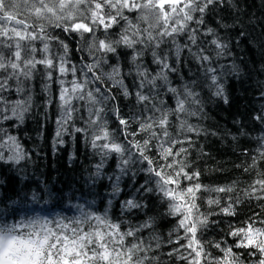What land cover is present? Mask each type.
I'll use <instances>...</instances> for the list:
<instances>
[{"label":"snow or ice","instance_id":"1","mask_svg":"<svg viewBox=\"0 0 264 264\" xmlns=\"http://www.w3.org/2000/svg\"><path fill=\"white\" fill-rule=\"evenodd\" d=\"M225 3L230 5L231 0H0V93L13 85L17 94L29 93L14 102L0 95V104L11 105L0 107V120L24 122L32 105L31 88L26 89L25 82L31 84L41 75L46 108L53 103L52 84L57 85L56 143L62 144L66 134L83 136L100 157L93 183L101 179L109 159L117 161V173L105 177L111 182L109 206L120 198L124 177L133 183L138 173L146 177L133 189L134 195L120 201V215L115 218L110 207L102 211L80 207V215L73 218L11 221L0 211V264H160L162 237L155 232V218L133 224L124 216L147 208L142 201L149 195L162 202L166 215L174 219L175 226L163 241L175 245L166 253L170 259L182 264H264L261 213L253 211L239 227L223 219L235 217L246 202L255 201L264 211V133L257 137L251 162L237 165L251 177L242 196L233 195L237 181L203 184L200 170L193 167L195 160L190 159L194 137L208 134L189 122L203 112L194 91L196 82L177 88L170 80L187 53L201 66L213 95L227 103L213 57L198 43L200 36L213 37L207 43L215 46L216 58L225 54L228 45L205 23L210 10ZM57 30L69 37L74 34L77 51L86 53L88 60L81 55L79 66L73 63L68 44L53 34ZM118 49L131 50L127 71ZM146 52L157 66L155 72L143 63ZM109 54L117 58L115 64L109 62ZM232 71L238 70L232 66ZM133 75L135 91H130L125 77ZM162 92L174 100L173 105L162 100ZM117 96H134V110L122 115ZM8 112L10 116L4 114ZM74 113L83 127H75ZM112 119L116 128L110 127ZM254 119L264 125V112ZM0 136H6L0 149L11 153L5 156L0 151V161L19 164L30 158L17 137L3 128ZM201 155L207 154L201 150ZM136 165L140 167L133 171ZM32 199H38L36 193ZM222 220L226 231L220 227ZM213 227L223 235L205 239Z\"/></svg>","mask_w":264,"mask_h":264},{"label":"trees","instance_id":"2","mask_svg":"<svg viewBox=\"0 0 264 264\" xmlns=\"http://www.w3.org/2000/svg\"><path fill=\"white\" fill-rule=\"evenodd\" d=\"M205 23L207 27L216 29L220 40L228 45L225 54L216 58L215 46L207 43L213 37L200 36L198 41L200 46L205 48V53L213 57L212 66L217 68L221 77L227 103L213 95L206 86L209 81L201 66L187 53L176 65L177 72L170 74V80L172 86L177 88H181L185 83L191 86L195 81L194 91L199 93L198 98L203 105L201 116L189 120L193 125L206 129L208 133L199 138L194 137L196 145L190 157L195 160L193 167L201 172V182L206 185H226L237 181V192L233 195L242 196V189L248 187L251 177L237 165L251 162V156L255 154L258 146L257 137L264 133V125L254 119L256 115L264 112V0H231L230 5L225 3L223 6H214L205 16ZM53 34L60 35L68 44L73 63L79 66L81 55L88 60L86 53L77 51L78 43L74 34L69 37L59 30ZM118 53L124 70H129L131 50L118 49ZM108 59L111 64H115L117 60L112 54H109ZM151 60L150 53L146 52L143 63L150 71L155 72L157 66ZM232 66L238 71L233 73ZM68 79H71V76ZM134 79V75L125 77L130 91H135L132 83ZM43 83L41 75H36L31 84L25 82V88H31L32 105L22 124L15 118L0 120V128L17 137L26 152L31 153L29 159L19 164L0 161V211H3L10 221L32 217L73 218L80 215V207L85 211H102L110 207L113 218L119 216L120 201L134 195L133 189L143 183L146 177L143 173H138L134 183L130 177H124L120 198L113 200L109 206L108 193L111 191V182L105 177L117 173V161L109 159L104 165L101 179L93 183L92 174L95 172V165L100 162V157L80 133L66 134L62 144L56 143L57 85L52 84L53 103L46 108L47 96L42 91ZM9 84L12 85V82L9 81ZM28 94L27 90L23 95L17 94L14 85L9 91L0 93L7 101L12 102L24 99ZM161 98L169 106L174 104V100L169 99L163 92ZM117 100L122 115L134 110V96L130 99L117 96ZM4 106L11 107L10 104H0V107ZM4 114L11 115L10 112ZM74 116L75 127H83L84 124L78 115L74 113ZM110 127H117L114 119L110 120ZM69 131L71 132V128ZM3 140H6V136H0V142ZM245 149L248 150L247 155L244 154ZM201 150L207 155H201ZM0 151H4L5 156L11 155L4 149ZM138 167L140 165L134 166L133 171ZM32 193L37 194V200L32 199ZM136 195L137 199H140V196ZM142 202L147 204V208L125 213V218L133 224L142 222L147 217L155 218V232L162 237L158 250L160 264H182L174 257L170 259L166 255L175 245H167L163 241L168 239L167 233L175 224L174 219L166 215L165 205L151 195ZM253 211L260 212L264 217V211L252 201L251 205L247 202L240 204L235 217L223 219L231 220L239 227L242 226L239 222L251 216ZM220 227L227 230L223 220ZM222 235L223 233L213 227L205 234V239L218 240ZM229 243H232L231 238Z\"/></svg>","mask_w":264,"mask_h":264}]
</instances>
